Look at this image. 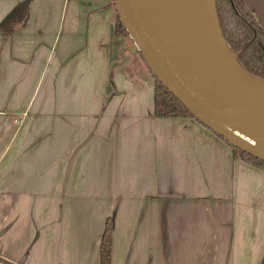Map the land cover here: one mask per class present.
<instances>
[{
    "label": "crops",
    "instance_id": "obj_1",
    "mask_svg": "<svg viewBox=\"0 0 264 264\" xmlns=\"http://www.w3.org/2000/svg\"><path fill=\"white\" fill-rule=\"evenodd\" d=\"M23 1L0 0V22ZM243 1L264 28V0ZM115 12L29 0L0 33V264H100L108 219L111 264H262L264 168L192 116L155 115Z\"/></svg>",
    "mask_w": 264,
    "mask_h": 264
},
{
    "label": "water",
    "instance_id": "obj_2",
    "mask_svg": "<svg viewBox=\"0 0 264 264\" xmlns=\"http://www.w3.org/2000/svg\"><path fill=\"white\" fill-rule=\"evenodd\" d=\"M123 26L152 73L204 125L264 161V81L252 77L229 51L217 60L181 22L169 0H115Z\"/></svg>",
    "mask_w": 264,
    "mask_h": 264
},
{
    "label": "trees",
    "instance_id": "obj_3",
    "mask_svg": "<svg viewBox=\"0 0 264 264\" xmlns=\"http://www.w3.org/2000/svg\"><path fill=\"white\" fill-rule=\"evenodd\" d=\"M214 1L227 48L237 56L236 64L247 74L264 81V28L243 0ZM28 18L29 0H25L0 22V33L14 32L16 28L24 26ZM115 23L116 33L118 35H129L122 24L117 8L115 12ZM140 55L142 56L141 53ZM144 61L147 64L145 59ZM153 76L155 79V115L168 117L192 116L196 118L154 74ZM217 135L220 136L219 134ZM229 145L232 148L235 159L264 168V161L262 159L246 153L231 143ZM111 253L112 224L110 219H108L106 226H104L99 247L100 264H111ZM262 264H264V260Z\"/></svg>",
    "mask_w": 264,
    "mask_h": 264
},
{
    "label": "bare ground",
    "instance_id": "obj_4",
    "mask_svg": "<svg viewBox=\"0 0 264 264\" xmlns=\"http://www.w3.org/2000/svg\"><path fill=\"white\" fill-rule=\"evenodd\" d=\"M183 25L205 44L217 60L225 55L221 36L217 30L213 6L203 0H169Z\"/></svg>",
    "mask_w": 264,
    "mask_h": 264
},
{
    "label": "rangeland",
    "instance_id": "obj_5",
    "mask_svg": "<svg viewBox=\"0 0 264 264\" xmlns=\"http://www.w3.org/2000/svg\"><path fill=\"white\" fill-rule=\"evenodd\" d=\"M116 2V1H115ZM116 8H117V5H116ZM120 36H122V37H125V38H127V47H126V49H127V51H126V55L128 54V56H131V55H133V54H136V55H138V57H139V59L141 60V63L143 64V62H142V56L141 55H139L138 53H135V52H137L135 49H136V46H135V43L132 41V39L130 38V36L129 35H120ZM226 51H228L227 49H226ZM142 57V58H141ZM143 66H144V64H143ZM145 67V66H144Z\"/></svg>",
    "mask_w": 264,
    "mask_h": 264
}]
</instances>
